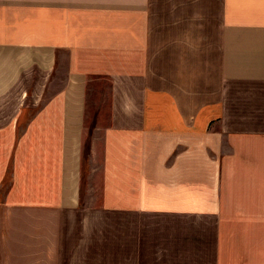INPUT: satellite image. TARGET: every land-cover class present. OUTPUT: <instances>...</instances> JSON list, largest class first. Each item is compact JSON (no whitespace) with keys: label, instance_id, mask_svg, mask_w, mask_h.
<instances>
[{"label":"crops","instance_id":"1","mask_svg":"<svg viewBox=\"0 0 264 264\" xmlns=\"http://www.w3.org/2000/svg\"><path fill=\"white\" fill-rule=\"evenodd\" d=\"M0 264H264V0H0Z\"/></svg>","mask_w":264,"mask_h":264}]
</instances>
